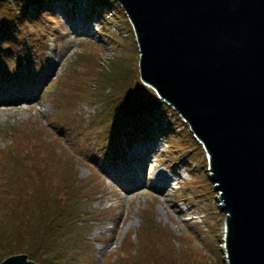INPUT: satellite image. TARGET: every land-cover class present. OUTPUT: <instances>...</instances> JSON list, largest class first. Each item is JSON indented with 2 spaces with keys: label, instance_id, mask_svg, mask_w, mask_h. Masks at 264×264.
<instances>
[{
  "label": "rangeland",
  "instance_id": "374dc122",
  "mask_svg": "<svg viewBox=\"0 0 264 264\" xmlns=\"http://www.w3.org/2000/svg\"><path fill=\"white\" fill-rule=\"evenodd\" d=\"M43 24L60 25L63 42L48 40L47 59L40 67L27 55L38 67L32 75L0 81L14 88L42 80L35 96L0 104V133L19 123V140L6 148L14 159L33 157L36 142L41 144L33 164L27 161L14 169L13 159L0 158V179L4 173L9 178L7 188L0 190V263L25 254L35 264H227L226 214L218 207L205 149L185 119L141 80L140 54L121 5L116 0H1L0 50L13 37L25 44L36 25ZM14 46L20 50L19 44ZM81 50L84 80L75 75L74 95L60 112L77 115L90 134L92 128L111 136L117 132L122 150L115 161L89 159L112 189L110 193L96 182L104 196L110 193L104 200L91 189L97 172L82 156L75 155L62 170L52 162L56 157L42 151L55 153L51 141L64 145L47 123L52 112L47 92H55ZM62 117L55 113V122ZM44 131L49 135L43 140ZM6 143L0 138V146ZM130 171L145 181L130 178L124 187L115 182V174ZM157 171L166 174L163 185L155 183ZM73 177L88 184L87 201L74 198ZM102 202H112L107 213L100 212Z\"/></svg>",
  "mask_w": 264,
  "mask_h": 264
},
{
  "label": "water",
  "instance_id": "95a60500",
  "mask_svg": "<svg viewBox=\"0 0 264 264\" xmlns=\"http://www.w3.org/2000/svg\"><path fill=\"white\" fill-rule=\"evenodd\" d=\"M116 1L141 80L207 153L227 264H264V0ZM0 264L35 263L17 254Z\"/></svg>",
  "mask_w": 264,
  "mask_h": 264
},
{
  "label": "trees",
  "instance_id": "16d2710c",
  "mask_svg": "<svg viewBox=\"0 0 264 264\" xmlns=\"http://www.w3.org/2000/svg\"><path fill=\"white\" fill-rule=\"evenodd\" d=\"M47 22L49 23L51 21H47ZM56 31H57V27L48 26L46 24H43L41 28L36 25L35 29L30 33L25 44H23L22 41H19L18 37H13L12 40L8 42L6 49L0 50V74L4 72V68L6 64H7V68L11 69L17 65L19 60H21V58L17 60L11 55L12 51L14 50L12 49L14 43L19 44L20 47L21 46L25 47L27 51L29 52L28 54L32 56L31 48H32L33 43L36 42L38 43L40 50L45 51V53L47 54L48 43H49L48 40L50 38H53V36H55ZM88 40L90 41V39ZM46 54L42 55L43 61L46 60ZM24 55L25 54H22V56ZM75 57H77V60H75L73 63L70 62L68 66L70 67V71H67L66 73L62 74L61 80L63 81L57 87L55 92L51 93V98L53 100V105H54V113H59L63 117L60 118V121L56 123L55 114L53 113L54 115L52 117V122L50 124H53L55 126L54 130H56V132H64L68 134L69 140L66 139L67 143L64 142V145H56L52 141L50 142L52 145L55 146L56 154L50 150H47V148L42 149L44 154H49L53 157H56L57 162L55 161H52V162L56 165L57 168H60L62 170H65L67 167L71 165L69 161L75 159L76 158L75 155L79 154L84 159L85 158L91 159L92 157L97 159L100 156L105 161H108V160L115 161L116 154L117 153L120 154L119 152L122 150L121 141L119 140L118 135H116L117 134L116 131L114 132L113 136H111L109 135L111 134L110 132H103L96 128H92L91 129L92 132L90 134L87 132V130H85L81 126V123L79 122L77 115L73 117L72 115L60 112V111H63V109L65 108V104L68 98L74 95L73 94L74 90H72L71 84L74 80L75 75L77 76L79 80L80 78L84 80L85 70L80 71L79 69L80 62L82 60V50L81 52H76ZM24 59H28V58L25 57ZM68 80H69L68 83H64V82H67ZM68 90H69V93H68ZM121 119L122 118H119L120 122H121ZM35 131L36 130H33V134ZM145 132L146 133L143 136H145L147 139L149 132L147 130H145ZM85 134L86 136L83 137ZM17 135L18 133H14L13 139L11 141V145L7 146L6 148L11 147L15 143L16 140H19V137L16 138ZM29 135H30V132H29ZM48 135L49 133H45V131L42 132V139L46 138ZM56 138L60 139L59 137H56ZM21 142H25V141L21 140ZM128 142H130L129 138H128ZM36 144L38 146L37 148H35L33 157H27L25 160L14 159L13 155L11 154L10 149L6 150V148L5 149L2 148L0 149V158L13 159L11 163L13 164L14 169L20 168L27 161H31L30 164H33L34 162L37 161L35 160L37 156L40 155V149L38 147L41 144L39 142H36ZM75 148H77L78 154L74 152ZM30 168H32V166ZM95 171L97 172V177L91 176L92 180L95 181V188H91V189L92 190L94 189L95 194H98L101 197L104 195V191L101 188V186L100 188L99 186H96V182L99 181L102 175L100 174L98 170L95 169ZM5 177H6V174L4 173V177L0 179V190L3 188H4L3 190H5L7 188L6 186L9 181V178L5 179ZM12 177H13V174L10 176V178ZM87 186H88L87 183L85 185V183L81 182V180L77 177H73L71 179L70 188L72 189V192L74 193V198L77 196L76 200L79 201V199H83V198H85L86 201L88 200V195L85 193V189H84ZM99 209L101 213H104V212L107 213L108 211H110V209H103V208H99ZM103 215L104 217L106 216V214H103Z\"/></svg>",
  "mask_w": 264,
  "mask_h": 264
},
{
  "label": "bare ground",
  "instance_id": "6f19581e",
  "mask_svg": "<svg viewBox=\"0 0 264 264\" xmlns=\"http://www.w3.org/2000/svg\"><path fill=\"white\" fill-rule=\"evenodd\" d=\"M31 51H32V58L35 61H38V63H36V64L40 67L41 62L43 60L42 55L43 54H46L45 51H41L38 43H36V42L33 43L32 48H31ZM53 54H57V52L56 53L54 52ZM47 55H48V51H47ZM56 57L58 59L59 58V55H56ZM60 60H61V57H60V59L58 61H60ZM44 62H46V61L44 60L42 63H44ZM33 66L35 68H38L35 65H33ZM54 67H55V60L53 59L52 60V65H51L50 71H53V68ZM20 72L19 71H12L11 73H12V75H15L16 76V75L20 74ZM3 77H4V75L0 76V78H3ZM36 81H37V84H34L33 83L31 86H28V85H25V84H21V85H18L17 84V85L14 86V88L9 87V86H6L5 87L4 85H0V104L10 103V101H12V99L13 100H16V99L30 98L32 96H35V94H37L38 91L42 87V80H40L41 82L39 80H36ZM63 139H68V138H67V136H65ZM197 140H198V142H200L199 139H197ZM74 152L77 153V148L74 149ZM84 160L86 161V164H89L90 163L92 165V167L95 168L96 170H98L100 172V174H101V171L97 168V164H93L92 161H90L88 158H85ZM103 160L104 159L102 157H100V156L96 159L97 163L98 162H103ZM121 175H122V173H121ZM113 176H111V177L114 178ZM130 178L134 179L136 183H140L142 180L145 181V179L143 177L136 176L132 171H130L129 173H126L124 176H120V175H116L115 174V178L114 179H115V182H117L119 185H121L122 187H124L125 186V183ZM154 178H155V183L156 182H160V185H163L164 182H165V180H166V174L164 172H162V171H157V172L154 173ZM100 179L101 180H99L98 182L104 188H106L109 191L112 190V189H110V186L106 183L105 178L103 176ZM109 196H110V194H109ZM153 197H156V196L153 195Z\"/></svg>",
  "mask_w": 264,
  "mask_h": 264
}]
</instances>
